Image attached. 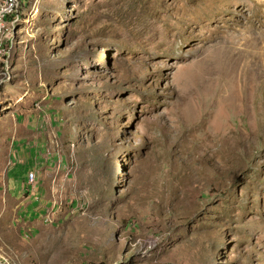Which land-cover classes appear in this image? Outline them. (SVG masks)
Instances as JSON below:
<instances>
[{
    "label": "rangeland",
    "instance_id": "1",
    "mask_svg": "<svg viewBox=\"0 0 264 264\" xmlns=\"http://www.w3.org/2000/svg\"><path fill=\"white\" fill-rule=\"evenodd\" d=\"M12 19L0 264H264V0H25Z\"/></svg>",
    "mask_w": 264,
    "mask_h": 264
},
{
    "label": "bare ground",
    "instance_id": "2",
    "mask_svg": "<svg viewBox=\"0 0 264 264\" xmlns=\"http://www.w3.org/2000/svg\"><path fill=\"white\" fill-rule=\"evenodd\" d=\"M16 2L18 4V10H12V16L18 12L25 3V0H0V11H6L7 8L11 7V3ZM8 25H1L0 33V44H7V38H9ZM7 65V64H6ZM7 69V68H6ZM2 108V107H1ZM35 174L30 173V178H33Z\"/></svg>",
    "mask_w": 264,
    "mask_h": 264
},
{
    "label": "built area",
    "instance_id": "3",
    "mask_svg": "<svg viewBox=\"0 0 264 264\" xmlns=\"http://www.w3.org/2000/svg\"><path fill=\"white\" fill-rule=\"evenodd\" d=\"M12 10H18V4L16 2L11 3V7L7 8L6 11H0V33H1V25H8V30H9L10 24L13 22ZM7 50H8V44H0V57L6 56Z\"/></svg>",
    "mask_w": 264,
    "mask_h": 264
},
{
    "label": "crops",
    "instance_id": "4",
    "mask_svg": "<svg viewBox=\"0 0 264 264\" xmlns=\"http://www.w3.org/2000/svg\"><path fill=\"white\" fill-rule=\"evenodd\" d=\"M34 178H35V175L33 176V178H28L27 179V181H26V184L28 185L31 181H33L34 180ZM30 181V182H29ZM14 185H16V183H14ZM24 188H26V186H24V184H21L20 182H19V185H17V187H14V189H13V192H10V191H8L11 195H13V196H15V198H19L18 199V201L20 200V199H22V195L23 196H26V194H27V192H29V190H27V192L25 193L24 192ZM15 190V191H14ZM32 191V190H31ZM20 195V196H19ZM33 203H35V201L34 200H31V203L30 204H27V207L29 206V205H34ZM20 205H21V203H20ZM23 212H24V209L22 208L21 210H20V214H23ZM26 217H28L27 215H26Z\"/></svg>",
    "mask_w": 264,
    "mask_h": 264
}]
</instances>
